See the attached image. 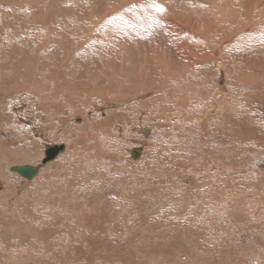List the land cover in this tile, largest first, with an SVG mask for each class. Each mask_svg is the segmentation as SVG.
<instances>
[{"label": "rangeland", "instance_id": "obj_1", "mask_svg": "<svg viewBox=\"0 0 264 264\" xmlns=\"http://www.w3.org/2000/svg\"><path fill=\"white\" fill-rule=\"evenodd\" d=\"M263 12L0 0V264H264Z\"/></svg>", "mask_w": 264, "mask_h": 264}, {"label": "water", "instance_id": "obj_2", "mask_svg": "<svg viewBox=\"0 0 264 264\" xmlns=\"http://www.w3.org/2000/svg\"><path fill=\"white\" fill-rule=\"evenodd\" d=\"M64 148L63 144H52L47 146L44 149V157L41 159V163H46L49 159L53 158L59 150H62ZM138 154L137 152H134L133 157H136ZM38 166H30V165H16L11 166L10 170L15 171L21 176H24L25 178H31L32 175L35 174V172L38 170ZM260 167H264V159L263 162L259 164Z\"/></svg>", "mask_w": 264, "mask_h": 264}, {"label": "bare ground", "instance_id": "obj_3", "mask_svg": "<svg viewBox=\"0 0 264 264\" xmlns=\"http://www.w3.org/2000/svg\"><path fill=\"white\" fill-rule=\"evenodd\" d=\"M262 1H264V0H262ZM254 3H255V2H254ZM262 6H263V4H262ZM262 6H261V7H262ZM256 8H257V7H256ZM31 9H32V8H31ZM250 9H251V8H250ZM17 12H18V11H17ZM263 13H264V12H263ZM40 16H41V15H40ZM0 17H1V16H0ZM1 18H2V17H1ZM43 19H44V18H43ZM263 19H264V18H263ZM30 22H31V21H30ZM1 26H2V25H1ZM190 26H191V25H190ZM242 26H243V24H242ZM242 26H241V27H242ZM22 27H23V26H22ZM5 28H6V27H5ZM9 28H10V27H9ZM13 28H14V27H13ZM33 28H34V27H33ZM193 28H194V27H193ZM193 28H191V29H193ZM175 29H176V28H175ZM178 29H179V28H178ZM176 30H177V29H176ZM183 30H184V29H183ZM183 30H182V31H183ZM185 31H186V30H185ZM188 31H189V30H188ZM186 32H187V31H186ZM189 32H190V31H189ZM13 34H14V32H13ZM179 34H180V33H179ZM186 34H187V33H186ZM194 37H195V36H194ZM201 39H202V38H201ZM206 41H207V40H206ZM186 42H187V41H186ZM15 43H16V42H15ZM183 44H184V43H183ZM206 46H207V45H206ZM201 47H202V46H201ZM178 48H179V47H178ZM210 49H211V48H210ZM181 50H182V49H181ZM207 50H208V49H207ZM216 50H217V49H216ZM213 51H214V50H213ZM217 51H219V49H218ZM217 51H216V52H217ZM187 52H188V51H187ZM216 52H215V53H216ZM218 53H220V52H218ZM216 54H217V53H216ZM193 55H194V54H193ZM197 55H198V54H197ZM214 55H215V54H214ZM183 56H184V55H183ZM185 56H187V55H185ZM188 56H189V53H188ZM191 56H192V55H191ZM201 56H202V55H201ZM192 57H193V56H192ZM196 57H197V56H196ZM196 57L194 56L193 58L196 59ZM180 58H181V57H180ZM182 58H183V57H182ZM186 58H188V57H186ZM201 58H202V57H201ZM183 59H185V57H184ZM188 59H189V58H188ZM189 60H190V59H189ZM191 60H192V59H191ZM191 60H190V61H191ZM193 60H194V59H193ZM193 60H192V61H193ZM197 60H198V59H197ZM199 60H200V59H199ZM205 60H206V59H205ZM199 62H200V61H199ZM209 62H211V61H209ZM195 63H197V62H195ZM197 65H198V63H197ZM194 66H195V65H194ZM1 94H2V93H1ZM251 98H254V97H251ZM210 116H211V115H210ZM219 121H220V120H219ZM143 131H145V129H144ZM148 132H149V131H148ZM63 149H64V148H63ZM63 149H62V150H59L58 153H57L54 157H56L61 151H63ZM138 151H139V148H134V149L131 151L132 156H133L134 152H137V154H138V153H139ZM43 153H44V150H43ZM54 157H53V158H54ZM24 158H26V157L24 156ZM53 158H51V159H49V160H52ZM49 160H48V161H49ZM32 161H33V159H32ZM48 161H47V162H48ZM40 164H42V163H40ZM44 164H45V163H44ZM24 165H26V164H24ZM38 165H39V164H38ZM14 166H16V165H14ZM30 166H32V165H30ZM35 166H36V165H35ZM39 166H40V165H39ZM39 166H38V168H39ZM211 169H212V168H211ZM37 171H38V170H37ZM37 171H36V172H37ZM13 172H15V171H13ZM36 172H35V174H36ZM16 173H17V172H16ZM35 174H34V175H35ZM19 175H20V174H19ZM34 175H32L31 178H32ZM22 177H24V176H22ZM24 178H25V177H24ZM26 179H30V178H26ZM225 199H227V198H225ZM227 201H228V200H227ZM4 247H5V246H4Z\"/></svg>", "mask_w": 264, "mask_h": 264}]
</instances>
